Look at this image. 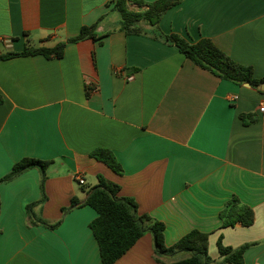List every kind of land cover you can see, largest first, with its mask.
I'll return each mask as SVG.
<instances>
[{
	"label": "crops",
	"instance_id": "obj_1",
	"mask_svg": "<svg viewBox=\"0 0 264 264\" xmlns=\"http://www.w3.org/2000/svg\"><path fill=\"white\" fill-rule=\"evenodd\" d=\"M114 2L0 0V56L52 48L96 23L101 38L66 44L60 59L0 60V177L24 157L51 161L45 199L33 212L60 221L55 229L28 223L26 206L41 199L36 169L1 184L0 264H102L89 228L97 213L80 205L98 175L138 214L164 224L167 247L198 230L208 233L213 261L221 260L220 237L231 248L254 243L244 264H264V91L221 80L149 36L125 34ZM159 29L189 43L207 38L264 77V0H184ZM98 148L113 153L121 174L90 158ZM232 196L252 209L251 226L221 227L219 212ZM72 198L79 205L65 212ZM114 264H158L152 236Z\"/></svg>",
	"mask_w": 264,
	"mask_h": 264
},
{
	"label": "trees",
	"instance_id": "obj_2",
	"mask_svg": "<svg viewBox=\"0 0 264 264\" xmlns=\"http://www.w3.org/2000/svg\"><path fill=\"white\" fill-rule=\"evenodd\" d=\"M184 0H155L146 3L143 0H115L113 11L120 16V30L127 35L136 34L149 36L154 40L168 46H173L183 54L195 66L211 72L221 80L229 81L237 85L248 84L256 88L264 84V77L255 78L251 67L243 66L222 52L207 38H201L195 43H189L177 34H164L159 29V22L163 15L170 9L179 5ZM128 2L138 6H146L142 11H131L127 7ZM97 23L89 27H82L76 37L65 42L58 43L52 48H25L22 52H8L0 56V60L14 57H26L42 55L46 58H62L66 44H73L85 39L100 40L95 33ZM3 99L0 96V104ZM240 118L243 123L245 116ZM90 158L107 166L115 174H121L122 169L116 161L113 153L108 149L98 148L89 154ZM51 161H43L35 158L24 157L16 162L11 170L0 177V185L10 182L21 174L36 169L40 175L41 199L38 202L26 206L28 223L30 226L41 225L48 229H55L60 221L48 223L34 215L33 208L45 199L44 183L46 170ZM95 186L88 189V197L81 206H89L97 217L89 224V228L97 242L102 264H114L120 259L143 235L150 234L153 238V251L158 264L163 256H175L185 254L187 257L168 264H244L243 255L251 246L244 244L238 248L223 246L221 238L217 241V250L220 261H213L207 251L208 233L191 230L182 236L175 244L165 245L164 224L151 218L149 215L138 214L136 203L129 198L118 197L119 186L108 182L102 176L96 177ZM79 205L77 198H72L68 211ZM221 227H234L239 224L249 227L253 224L254 213L251 208L242 205L237 197L227 201L219 212Z\"/></svg>",
	"mask_w": 264,
	"mask_h": 264
},
{
	"label": "built area",
	"instance_id": "obj_3",
	"mask_svg": "<svg viewBox=\"0 0 264 264\" xmlns=\"http://www.w3.org/2000/svg\"><path fill=\"white\" fill-rule=\"evenodd\" d=\"M230 100L231 101H234L235 100V97H231ZM260 111H263V108H261ZM76 180L78 181V183L80 185H83L85 183L84 180L81 177H77Z\"/></svg>",
	"mask_w": 264,
	"mask_h": 264
},
{
	"label": "water",
	"instance_id": "obj_4",
	"mask_svg": "<svg viewBox=\"0 0 264 264\" xmlns=\"http://www.w3.org/2000/svg\"><path fill=\"white\" fill-rule=\"evenodd\" d=\"M246 85H248V84H246ZM257 89L260 91H264V84L258 85Z\"/></svg>",
	"mask_w": 264,
	"mask_h": 264
},
{
	"label": "rangeland",
	"instance_id": "obj_5",
	"mask_svg": "<svg viewBox=\"0 0 264 264\" xmlns=\"http://www.w3.org/2000/svg\"><path fill=\"white\" fill-rule=\"evenodd\" d=\"M109 182V181H108Z\"/></svg>",
	"mask_w": 264,
	"mask_h": 264
}]
</instances>
